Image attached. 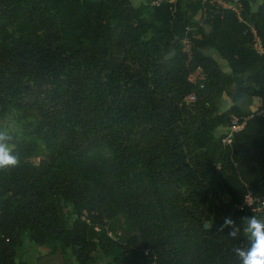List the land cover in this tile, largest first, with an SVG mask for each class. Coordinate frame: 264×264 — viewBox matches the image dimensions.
Instances as JSON below:
<instances>
[{
  "label": "trees",
  "instance_id": "16d2710c",
  "mask_svg": "<svg viewBox=\"0 0 264 264\" xmlns=\"http://www.w3.org/2000/svg\"><path fill=\"white\" fill-rule=\"evenodd\" d=\"M241 2L238 17L202 0H0V120L16 113L21 158L0 170V264H30L24 239L77 264L98 250L111 264H241L247 238L221 226L264 216V1ZM229 87L257 111H220ZM232 116L244 125L223 144Z\"/></svg>",
  "mask_w": 264,
  "mask_h": 264
},
{
  "label": "rangeland",
  "instance_id": "374dc122",
  "mask_svg": "<svg viewBox=\"0 0 264 264\" xmlns=\"http://www.w3.org/2000/svg\"><path fill=\"white\" fill-rule=\"evenodd\" d=\"M133 4H137L139 2L145 3H155L159 0H131ZM255 0L253 4L255 5ZM198 27H203L206 30L209 28L205 26L204 20L200 13L196 14L191 19L190 24V32L193 34H197ZM190 44H183V48L187 49ZM205 53L211 55L218 63L220 68L223 72L228 73L229 67L227 64L222 60V58L215 53L212 49L206 48ZM241 79L244 78V75L240 76ZM219 110L225 111L229 106L236 105L239 110L243 111L244 113L248 114L251 112L257 111L260 100L250 95L246 90L242 87H229L228 92L224 93L221 98L217 102ZM7 121L13 124L15 127L20 129V123L16 119V113H11L6 117ZM4 119L0 120L3 121ZM225 131L224 127H220L216 132L215 135L218 136ZM108 153V152H106ZM32 162L37 163L39 158L33 157L30 159ZM226 197H223V200H226ZM256 211H260L256 209ZM237 224H241V219H235ZM46 246L37 245L29 239H24L23 244L20 248L16 251V259L17 260H26L30 264H77L74 257L70 254L66 256L62 255L60 252H56L55 254H48ZM98 257L94 264H111L107 259L103 258L100 255V251H96L95 253Z\"/></svg>",
  "mask_w": 264,
  "mask_h": 264
},
{
  "label": "clouds",
  "instance_id": "9594fccd",
  "mask_svg": "<svg viewBox=\"0 0 264 264\" xmlns=\"http://www.w3.org/2000/svg\"><path fill=\"white\" fill-rule=\"evenodd\" d=\"M19 129L5 118L0 121V170L14 169L21 165L17 153V136ZM228 228L227 235L236 240L241 233L247 238V247L235 248L234 254L241 264H264V216L254 214L241 218L237 224L231 217H225L221 231Z\"/></svg>",
  "mask_w": 264,
  "mask_h": 264
},
{
  "label": "built area",
  "instance_id": "2783aa9c",
  "mask_svg": "<svg viewBox=\"0 0 264 264\" xmlns=\"http://www.w3.org/2000/svg\"><path fill=\"white\" fill-rule=\"evenodd\" d=\"M202 2H207L209 4V8H208V13H213L215 11V9H218V8H224V9H228L230 11H232L233 13H235L238 17H240V13H241V10H242V2L241 0H202ZM207 12H204L201 14L202 18L205 19L207 14ZM190 28L187 27L186 30H188ZM251 32L255 35V31L253 29H251ZM256 39V46H259L258 44V38L255 37ZM183 44H190L189 40L187 38L183 39ZM189 48H190V45L188 46L187 51H189ZM260 48V46H259ZM260 50V49H259ZM189 81L191 82H197V81H200L201 79H203V72L200 68H197L196 70H194L193 72H191L189 74V77H188ZM195 99L194 95L191 93V94H188L185 98V100L187 102H191ZM264 112V109L260 110L258 113H262ZM244 125V118H240V117H237V116H232L231 119H230V125L229 127L227 128L226 132H225V135L222 137L221 141L223 144H227L231 141V138H232V133L241 129ZM253 201V199L248 196L246 198V203L249 205L251 204ZM259 209V208H257Z\"/></svg>",
  "mask_w": 264,
  "mask_h": 264
},
{
  "label": "crops",
  "instance_id": "0c3cea01",
  "mask_svg": "<svg viewBox=\"0 0 264 264\" xmlns=\"http://www.w3.org/2000/svg\"><path fill=\"white\" fill-rule=\"evenodd\" d=\"M255 0H249V3H250V6H251V9L252 10H256L257 9V7H258V5L261 3V2H263L264 0H257L256 2H255V5L253 4V2H254ZM198 14V13H197ZM206 26V25H205ZM194 36H198V34H193ZM256 48L257 49H260L259 48V46H256Z\"/></svg>",
  "mask_w": 264,
  "mask_h": 264
}]
</instances>
